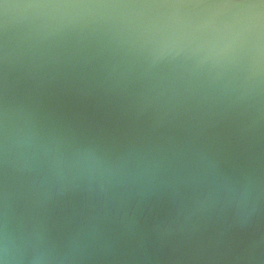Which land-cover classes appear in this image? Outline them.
<instances>
[{
    "label": "clouds",
    "instance_id": "9594fccd",
    "mask_svg": "<svg viewBox=\"0 0 264 264\" xmlns=\"http://www.w3.org/2000/svg\"><path fill=\"white\" fill-rule=\"evenodd\" d=\"M0 264H264V0H0Z\"/></svg>",
    "mask_w": 264,
    "mask_h": 264
}]
</instances>
